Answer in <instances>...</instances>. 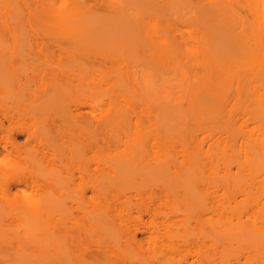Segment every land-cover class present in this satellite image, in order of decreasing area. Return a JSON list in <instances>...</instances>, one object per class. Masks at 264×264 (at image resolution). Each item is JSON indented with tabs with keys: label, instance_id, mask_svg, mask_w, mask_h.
Instances as JSON below:
<instances>
[{
	"label": "bare ground",
	"instance_id": "6f19581e",
	"mask_svg": "<svg viewBox=\"0 0 264 264\" xmlns=\"http://www.w3.org/2000/svg\"><path fill=\"white\" fill-rule=\"evenodd\" d=\"M55 1L45 0L41 6L40 1H35L39 8L36 6L37 11H33L64 30V41H57L55 48L46 53L41 48L29 51L16 32L0 30V156L22 157L30 165L27 172H22L11 161L0 158V202L23 216L24 231L15 233L17 246L24 242L29 246L26 249L32 248L18 251L9 264H52L51 259L58 258L61 242L39 234L44 231L38 222L46 217L56 191L48 173L56 165L65 168L88 153L87 165L78 169L87 172L84 183L92 194L90 227L101 230L108 218L114 220L111 210L117 207L123 220L121 229L126 228L130 217L141 219L143 214H157L154 203L131 207L124 200L111 206L100 202L108 191L127 189L139 194L145 188L144 179L149 178L153 186L162 180V187L169 190L180 210L194 205L220 219L234 217L238 222H245L242 216L254 217L247 235L243 228H232L220 230L219 237L245 235L246 239L264 240V180L259 187L254 185L261 180L254 177L264 169V129L255 134V125L248 128V133L242 128L246 119L255 121L257 111L264 117V96L254 98L259 88L250 86L256 79L260 80L256 86L264 83V0H187L185 11L176 0H102L105 5L100 4L107 7L103 13L111 16L105 25L101 11H94L82 0H58L57 5ZM243 10L251 21L243 18ZM130 22L139 29L129 39H116L113 31L104 27H125ZM247 25L253 31L250 37ZM249 38L253 40V50L249 48ZM255 49L261 51L260 56ZM32 53L38 61L27 60ZM54 53H65L66 57L55 62L51 60ZM90 54L98 60L94 61ZM253 63L259 69L254 71ZM240 65L245 74L249 72L254 77L250 85L246 82L248 74L240 76ZM243 84L248 87L242 89L254 92L248 91L249 97L241 93ZM67 93L73 107L59 109L55 103ZM230 95L232 103L228 104ZM243 97H248L247 104L256 111L246 109L249 106ZM84 106L89 109L82 110ZM237 108L251 111L241 112L245 114L241 115L243 122L238 114L234 120ZM130 110L136 113L137 122L130 121ZM179 114V118L189 116L193 128L188 127V119L184 120L187 116L178 123ZM57 121L60 124L52 127ZM183 126L189 128L185 137L183 130L180 134ZM196 126L207 130L204 139L203 135L201 140L196 139ZM176 133L184 140L180 141V148L177 146L179 150L173 139L177 138ZM15 134H24V141L18 143ZM238 136L239 146L244 144L243 153L241 146L239 151L233 147ZM206 138L204 149L202 142ZM149 139L153 149H147ZM31 146L40 147L39 154L31 153ZM92 163L96 166L92 167ZM230 163L236 164V171L229 167ZM48 165L50 169L46 168ZM101 165L106 169L102 176L98 173ZM171 167L174 170L168 172ZM204 169L207 186L204 184L201 194L193 189V181L195 173ZM122 177L128 183H122ZM10 181L35 189V196L23 203L9 199ZM126 233L128 247H142L133 229ZM114 240L105 238L102 246L113 247ZM146 242L152 252L160 245L173 248L156 235H150ZM120 253L121 264H131L124 259V252ZM190 254L195 260L219 257L223 264H238L239 256L248 257L241 251L191 252L175 244L174 251L165 255L161 264L179 263ZM260 263L264 264V256ZM135 264H152V258L138 254Z\"/></svg>",
	"mask_w": 264,
	"mask_h": 264
},
{
	"label": "rangeland",
	"instance_id": "374dc122",
	"mask_svg": "<svg viewBox=\"0 0 264 264\" xmlns=\"http://www.w3.org/2000/svg\"><path fill=\"white\" fill-rule=\"evenodd\" d=\"M35 1H38V2L40 1L41 2V3L39 2L40 6L45 2V0H0V30L7 31L10 33L16 32L18 36L21 38V40H23L26 43V47L28 48L29 51L35 52V50H38V48H41L42 51L46 53V51H48L49 49L55 48L54 46L57 41H64V32H63L64 30L55 25H51L47 23L48 22L47 18L38 17L37 15H35L33 11L34 10L37 11V9L34 7L37 6V8H39L38 6L39 3H36ZM58 2H59L58 0L55 1V4L57 5ZM82 2L86 6L93 9L94 11L100 10L102 13L100 14L102 15L103 21L101 20V18L100 20L103 22V25H105V23L107 24V22L109 21L108 18H110L111 16L109 13H108L109 14L108 16L110 17H108L105 12L103 13V11L106 10L107 7L105 8L103 7V5L105 4L104 2H102V0L101 1L100 0H82ZM100 2H102L103 5L100 4ZM175 3L178 5V7L182 8L183 11L188 9L189 3L187 2V0H176ZM104 15L106 16L104 17ZM242 16L244 19L248 20V22L251 21L249 20L250 17L244 10L242 11ZM37 21H39L40 24L39 23L37 24ZM112 26L114 28L113 27L111 28L110 26H107V25L104 27L108 30L109 29L112 30L113 36L116 39H121V38L129 39L139 29V27L137 29V26L131 22L129 23V25L125 27L116 26V25L114 26L113 24ZM248 28L250 29V30L248 29L249 30L248 34L249 33L251 34V32L253 31L250 27ZM250 34H249V37L251 36ZM245 35L247 36V34ZM250 40L251 39L249 38V42ZM247 43H248V40L246 42V46H248ZM251 43H253V40H251V42L249 43L250 44L249 48L253 50L254 44L253 46H251L252 45ZM257 49L255 50L258 52L259 50ZM245 51H244V54H245ZM250 52H253V51L250 50ZM257 52L256 54H259L260 56L261 51L258 53ZM90 55L94 61L98 60V57H95L92 54ZM65 57H66L65 53H54L51 56V60H54L56 62L59 59L64 60ZM242 58H243V55H242ZM258 58L259 57H257V59ZM255 59H254V62H255ZM27 60L29 62L38 61L36 59V56L33 55V53L31 54L30 58L28 56ZM243 60L244 59H242V64L244 62ZM258 65H260V63ZM240 66H241L240 68L243 70V73L241 72L242 70L240 71V76L244 77V75L247 76L248 74V81L246 80V82L249 83L251 82V80L253 82L254 77H252V75L250 77L249 72L245 74L244 66L243 65H240ZM253 66H254L253 68L254 71L255 69L257 70V68L259 69V67H257V64L254 65L253 63ZM244 79L245 78H241L242 81ZM258 81L260 80L256 79V82H253V84L251 83L252 85H250L249 83V85L254 86L255 90L256 88H259L258 90H260L259 92L262 93V95H260L258 90H256L255 92L256 95H255V93L250 89L248 90L246 89V91L245 89H242L246 87L247 84L246 85L243 84V86L241 87V93L242 91L244 93H247L248 97L250 96L248 95L249 93L250 94L254 93V98L255 96L256 97L258 96L259 98H261V96H264V93H263L264 83L260 82L262 86L258 87L256 86V84L258 85ZM232 93L233 92L230 91V94ZM252 96L253 95H251L250 98H252ZM230 97H231V100H229L228 104H230V102L232 103L233 95L232 96L230 95ZM243 98H246V97H243ZM247 98L244 99L246 101V104H247V101L249 100ZM254 98H252L251 101L254 100ZM249 102L250 100L248 101V103ZM253 102L255 103L256 101H253ZM253 102L251 103V105H253ZM244 104L245 103H243V105ZM249 104H247L249 107L248 108L245 107V108L252 110L253 106H251L252 107L251 108ZM55 106L56 107L58 106L59 109L67 108L68 106L73 107V102L71 101L70 94L67 93L66 95L59 98V100L55 103ZM229 106L227 105V107ZM242 107L244 108V106ZM87 109H89L87 106L82 107V110H87ZM239 109L237 108V110L240 112H238L237 110L235 111V113L233 112V115L235 114L234 120H235V117H237L238 115L241 116V115L247 114L248 112L251 113V111L249 110L248 112L247 111L245 112L246 109H242L243 112H245V114H242L243 112L241 111V108ZM254 111L252 110V112ZM257 113H256V119L253 117L255 121L252 120L251 118L248 120L246 119V122L244 123L246 127L245 126L242 127L244 128L246 132L247 131L250 132L251 130H248V128L251 129V127H253L254 125L256 126V128L254 126L255 134L257 131L264 129V117L260 116ZM128 115L132 123L137 122L136 113L134 111L130 110L128 112ZM179 115L180 116L177 115L176 117L179 118L181 117L182 114H179ZM258 115L260 117H258ZM186 116L187 115L182 116V118H179V120L176 118L178 120V123L180 120H182ZM186 119H188L190 123V126H188L189 125L188 121H185L187 126L191 127V124L193 121L190 122V120L192 119H190L189 116H187L184 120ZM241 119H242V116H241ZM241 119H239L240 122H243V119L242 120ZM239 120L237 119V122H236V124L238 123V125H239ZM180 123L182 124L183 122H180ZM59 124L60 122L57 121L53 123L52 127L54 126L56 127ZM38 125L39 124H36L35 126H38ZM241 125L243 124L241 123ZM178 128L180 129L179 126ZM182 128H181L180 134H182V130H183L184 133L182 134L183 136L182 135L181 136L185 137L186 136L185 130L189 128L185 126H183ZM254 128H252V131L254 130ZM177 132H179V130ZM196 132H197L196 139H199V140H201L200 138H202V135L204 139V137L208 133L207 130L205 131V129L203 130L202 128H199V130ZM204 132H207V133L205 134ZM178 135L176 133L177 138L175 137L173 138L174 140L176 139L178 141V143L176 140H175L176 142L174 141V143H176V148H175L176 150H179L180 148L179 145L181 144L182 141H184L181 138V136L180 135L178 136ZM174 136H175V133H174ZM15 138L18 143H21L24 141L25 135L15 134ZM236 138L237 140L235 139V141L233 142L234 144L233 147L234 149H237L239 151L238 148L240 146L241 148L242 146L244 148V144L242 145L240 144L239 146V142L241 140L239 136ZM207 139L208 138H206L205 141L203 140L204 142H202L204 149L207 147L206 146V144L208 143ZM34 144H35L34 142H31V145H34ZM235 144H238V145H236L235 147ZM151 145H152V140L149 139L147 141V149H153ZM177 146L179 148H177ZM243 148L241 149L242 150L241 153H243ZM39 149L40 147L36 149L35 147L31 146L29 151H31V153L39 154V151H40ZM235 153H236V150H235ZM239 153L240 152H238V154ZM176 154L178 155L177 157L180 159L179 152H177ZM88 155L89 153L81 156L79 161L73 162L71 163V165L65 166V168H62V169L56 165L55 169H51L50 170L51 172L48 173L51 175L50 177L51 179H53V183H55L54 185L56 186V191H55V194L52 195V203L46 214V217L39 220L38 223L40 224V226L43 227L42 230L44 232L39 233L43 235L42 236L43 238H52V239H55L61 242V249L58 254V258H52L51 259L52 264H121V261L119 259L120 257L119 254H121L120 252H124V259L126 261H131V264H135V257L138 254L151 257L152 264H161L163 257L165 255H170V253L174 251L175 244L179 245L181 249H187V250H190L191 252H200V253H205V252L213 253V252H223V251L240 252L241 251L248 257L246 258L242 255L239 256L238 264H261L260 261L262 257L264 256V240L257 241V240H254L253 238L246 239L244 237L245 235L249 233L250 229L252 228V225L254 223L252 221L254 218L253 216H251L250 218H246V216L244 217L242 216L241 220H245V222H238L237 219L234 217H230V218L228 217L227 219H220L217 215H211L210 212L198 209L194 205H191L186 209L180 210L178 206L171 200L172 197L170 193L167 192L169 190H165L162 187L161 179L158 180L156 182L157 184L153 186L152 181L149 178H145L144 179L145 188L139 194H136L135 191H129L127 189H120L118 190V192L114 190L108 191L100 199L101 203H108L110 204V206L113 204H117L116 202H119L121 200H124L126 205L131 206V207H133L137 203H154L158 207L157 214H155L154 216L143 214L141 219L130 217L129 220L126 221L125 223L126 228L121 229L120 225L123 220H122V217L118 214L119 208L117 207V209L111 210V215H115L114 220H111L110 218H108L106 223L102 225L101 230L97 229V227L96 228L90 227L91 225H90L89 213L93 205L89 202V200L92 194H91V191L86 188L85 183H84L87 172L85 171L83 172V170L82 172H79V169H78V166L83 167L87 165V162L85 159L86 157H88ZM242 155L243 154H241V156ZM0 158L2 161H7V162L11 161V163H13L16 169L21 170L22 172H27L30 169V165L26 164L25 158H22V157L13 158L7 155L3 157L0 156ZM230 165L231 166L229 167H232L231 169L233 171H236V166H235L236 164L230 163ZM91 166L95 167L96 164L92 163ZM50 167L51 166L48 165L46 168L50 169ZM105 170L106 169L104 168V165H101V169H98V173L101 174L102 176L106 174ZM172 170H174L173 167H171L168 172ZM263 170L262 172H258L257 174L258 176L256 175L257 177L256 176L254 177L255 180H257V178L261 179L260 181L258 180L259 182L253 181L255 183L254 185H257L258 187L262 185L260 183L262 182V180H264ZM204 171L205 169L200 170V171L198 170L195 173L196 175H194L193 189L197 190L196 192H199L201 189H202L201 191H203L204 190L203 188H205V185H206L205 177L207 173L206 171L205 172ZM71 172H73L72 176L70 175ZM119 173L122 175L124 171L121 170ZM131 173H133V171H131ZM121 181L122 183H128L129 180L124 179V177H122ZM20 188H22L23 191H20L19 190ZM7 193H8L7 197L9 199H15L17 203H23L24 200L35 196V189H32L30 187H25L24 185H17L13 181H10L8 184ZM159 195H161V197H158ZM0 196H1V192H0ZM198 196H201V195L198 194ZM79 197L83 198V200L82 201L79 200L78 199ZM237 198H239V196H237ZM115 199H117V201ZM97 200L99 201V199ZM193 213L194 214L197 213L198 215L195 216L193 215ZM19 214L20 213H15L14 211L10 210L8 206L0 202V239H1L0 241L3 242V244L0 242L1 243L0 244V264L11 263V261L15 260L17 256V252L21 251V249L25 251L27 249L28 250L32 249V248L26 249V247H29V246H26L24 242H21L20 246H17L19 242L17 240L15 233L21 234L24 231L23 216ZM132 214H135V212L132 211ZM255 225H260V223L255 222ZM232 228H238V229L243 228L245 235L243 237H236V238L229 237V236L219 237L220 230L222 229L230 230ZM127 229L129 230L133 229V231L137 234V237L140 238L141 243H142L141 248H137V247L131 248V247H128V245L125 243ZM150 235H153V236L156 235L160 238H163V240L166 241V243L172 244L170 246H172L173 248L160 245V247H156L155 250L152 252L150 248L147 247V244H146L147 243L146 241L149 240ZM108 237L111 239H115L114 240L115 245L113 247L111 245H108V247H103L104 240L105 238H108ZM17 247H19V249ZM110 255H115V257L109 258ZM195 258L196 257L193 254H190L186 256L185 259H182L179 263H174V264H223L224 263L219 257L208 258V259L203 258L202 260H195ZM227 258L229 260L230 259L234 260L233 257H227Z\"/></svg>",
	"mask_w": 264,
	"mask_h": 264
}]
</instances>
